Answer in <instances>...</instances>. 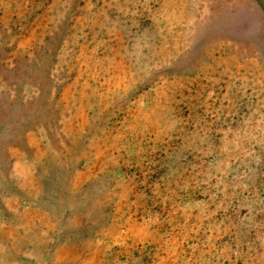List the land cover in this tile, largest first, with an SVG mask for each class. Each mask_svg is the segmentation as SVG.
Segmentation results:
<instances>
[{
  "label": "rangeland",
  "instance_id": "obj_1",
  "mask_svg": "<svg viewBox=\"0 0 264 264\" xmlns=\"http://www.w3.org/2000/svg\"><path fill=\"white\" fill-rule=\"evenodd\" d=\"M0 264H264V0H0Z\"/></svg>",
  "mask_w": 264,
  "mask_h": 264
}]
</instances>
